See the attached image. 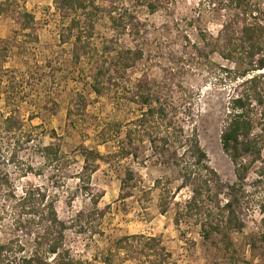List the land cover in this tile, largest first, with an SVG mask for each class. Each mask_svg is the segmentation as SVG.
I'll return each instance as SVG.
<instances>
[{"label":"rangeland","instance_id":"1","mask_svg":"<svg viewBox=\"0 0 264 264\" xmlns=\"http://www.w3.org/2000/svg\"><path fill=\"white\" fill-rule=\"evenodd\" d=\"M254 1L264 6V0ZM14 2L0 17V117L13 115L23 127L14 161L0 159V164L5 162L17 195L31 187L53 200L66 228L63 261L264 264V179H257L255 169L248 174L239 210L243 227L230 234L233 247L227 250L219 234L203 238L196 217L174 223L190 191H176L180 181L168 162L170 154H157L146 136L150 133L160 148L167 121L150 122L146 133L125 138L144 111L136 92L138 81H146V89L165 104L172 128L196 135L209 166L223 181L235 180L234 166L220 144L232 94L221 70L232 64L218 53L197 59L194 48L199 34L217 36L224 19L220 0H165L152 14L140 2L96 0L103 11L88 42V56L78 59L77 31H69V19L59 14L53 0ZM109 12L120 19V27H113ZM22 13L33 20L26 21ZM104 45L141 56L126 72L115 73L116 84L97 95L90 87L91 75L96 67H109L107 56L101 55ZM12 141H0L6 159ZM48 145L58 148L55 160L41 152ZM119 147L136 155L114 156ZM82 149L104 157L84 162ZM128 171L133 178L125 185ZM161 195L167 199L165 214L160 213ZM8 205L0 200L1 208ZM0 226V239L6 240L10 217L4 215Z\"/></svg>","mask_w":264,"mask_h":264},{"label":"trees","instance_id":"2","mask_svg":"<svg viewBox=\"0 0 264 264\" xmlns=\"http://www.w3.org/2000/svg\"><path fill=\"white\" fill-rule=\"evenodd\" d=\"M14 1L0 0V17L15 4ZM130 1L140 2L141 6L152 14L165 0ZM53 3L59 14L69 19V31H77L74 36L75 57L78 59L88 56V42L93 37L97 19L103 8L96 0H53ZM218 10L224 13V19L217 36L213 37L204 32L199 34V43H195L194 48L197 59L218 53L220 58L232 64V67L221 70V80H229L232 84V94L226 103L220 144L234 166L235 180L223 181L209 166L207 155L196 135H185L181 127L172 128L171 120L167 119L165 104L160 103V99L146 89V81H138L136 92L137 103L144 111L136 121L137 125L134 124V127L129 129L125 138L130 141L133 132L146 133L150 122L167 121L160 148L157 149L155 138L150 133L146 136L157 154H170L168 162H171L177 171V179L180 181L176 191L183 188L190 191L189 199L184 202L183 208L177 209L174 223L178 226L182 219L196 217L203 238L219 234L228 250L233 247L230 234L241 231L243 227L239 210L246 199L245 185L250 170L253 168L257 171L258 180L264 179V6L254 0H220ZM21 15L28 22L33 20L28 13ZM108 15L114 28L121 26L118 17H114L112 12ZM101 55L107 56L109 67H96L91 75L90 87L97 95L107 90L110 83L116 84L115 73L126 72L140 58L141 53L129 49L117 51L111 45H104ZM68 112L70 116L72 110L69 109ZM22 127V121L13 115L0 117V141L4 138L13 140L9 142L13 149L8 159L0 154L2 161H14L15 151L19 149ZM137 128L138 131H135ZM41 152L48 160L52 154L53 160L58 156V148L55 149L53 145L42 147ZM81 155L84 162H89L90 159L95 162L104 157L87 149H82ZM113 155L125 157L136 154L119 147ZM132 178L133 173L126 172L123 183L128 185ZM155 185L158 187L160 181L156 180ZM1 199L9 202V205L0 207V222L4 215L9 216L12 229L6 232L7 236L10 235L9 238L0 239V264H50L48 260L51 257L52 261L67 264L63 261L67 251H61L64 250L66 228L57 216L53 200L46 199L45 194L31 187L23 189L22 195H17L5 162L0 164ZM166 200V197L161 195V214L166 213ZM254 245V242L250 243V247ZM108 262L105 264H109Z\"/></svg>","mask_w":264,"mask_h":264},{"label":"bare ground","instance_id":"3","mask_svg":"<svg viewBox=\"0 0 264 264\" xmlns=\"http://www.w3.org/2000/svg\"><path fill=\"white\" fill-rule=\"evenodd\" d=\"M262 72H264V71H262Z\"/></svg>","mask_w":264,"mask_h":264}]
</instances>
